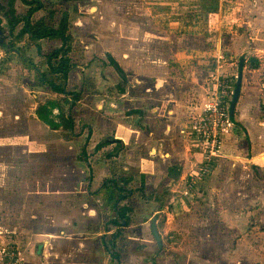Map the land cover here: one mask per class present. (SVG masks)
<instances>
[{
    "label": "rangeland",
    "instance_id": "1",
    "mask_svg": "<svg viewBox=\"0 0 264 264\" xmlns=\"http://www.w3.org/2000/svg\"><path fill=\"white\" fill-rule=\"evenodd\" d=\"M38 1L43 8L34 21L44 17L57 25L61 13L69 12L73 68L65 86L79 101L70 112L72 130L52 129L40 120V105L47 104L54 116L59 110L66 113L72 99L50 92L38 80L37 70L62 83L45 64L59 42L18 35L22 23L12 34L9 0H0V264L12 249L16 264H23L15 241L27 238L26 248L36 255L39 241L50 242L53 236L61 239L56 245L71 241L76 256L53 254L40 244V264H264V0ZM14 5L17 14L27 12L19 0ZM108 54L125 81L109 65ZM241 61L239 97L245 104L242 108L237 101L230 132L245 139L247 148L220 151L210 161L205 182L186 193L201 157L202 149L195 156L197 145L173 150L189 171L182 184L172 186L171 177L161 174L165 168L156 174L152 166L158 154L178 160L165 140L154 139L168 137L158 126L163 121L171 127L166 115L170 94L180 97V130L204 112L217 79L229 80L231 102ZM127 98L137 99L139 117ZM256 108L262 116L254 121L248 142L238 119ZM162 111L165 118L159 116ZM144 119L149 127L142 126ZM137 123L142 127L135 128ZM107 138L125 145L113 157L118 161L114 170L132 176L131 189L144 176L147 193L146 199L135 192L123 202L132 210L124 238L118 240L121 262L111 259L101 242L114 218L111 190L102 187L111 176L106 154L114 145L95 150ZM178 167L168 174L176 176ZM180 201H185L181 207ZM153 218L161 248L151 233ZM108 229L107 236L115 227Z\"/></svg>",
    "mask_w": 264,
    "mask_h": 264
},
{
    "label": "trees",
    "instance_id": "2",
    "mask_svg": "<svg viewBox=\"0 0 264 264\" xmlns=\"http://www.w3.org/2000/svg\"><path fill=\"white\" fill-rule=\"evenodd\" d=\"M24 5L28 6L27 12L25 14H17L15 11V0H9L8 12L10 13V20L8 22L10 31L14 32L19 23H22L21 28L18 31V35L28 34L29 38L40 40H57L59 44L45 56V64L48 68V71L54 75L59 76L62 83H56L54 79L48 78L42 71H38V80L39 82L48 86L50 92L58 95V96H66L71 94L72 99H69V111L63 113L61 110L59 114L52 115V111H48V105L42 104L37 109V116L45 122L50 128L55 129L57 126H63L65 129L72 130L74 127V121L70 116L71 109L76 105V102L79 101L78 95L75 93H70L66 91L65 83L68 80V76L70 71L73 68V63L70 58V54L72 52V43H73V35L69 32V12L64 11L61 13L60 19L57 25H49L44 17L39 20L34 21L32 19L33 15L43 8V4L38 0H20ZM66 2H72L76 0H64ZM54 15V13H51ZM109 58V65L114 68H118L121 72L122 80L125 81L126 76L124 71L119 67L117 61L111 56L107 55ZM243 64V61H241ZM257 67V65H254ZM118 90L123 93L124 88L119 87ZM260 108L264 110V101L260 103ZM231 121H233V116L231 117ZM113 144L114 147L111 151H108L106 156L110 161L112 170L111 176L104 179L102 182V187H106L111 190L110 195L108 197V201L110 203V209L114 213V218L112 221H109L107 224L106 233L102 237V245L104 250L107 252L109 257L113 260L121 262L120 252H122L123 247L120 245L118 240L123 239V229L126 225V221L129 218V213L132 208L128 204L124 203L128 197L133 195V193L137 192L139 196L143 198H147V193L145 191V180L144 176L141 177L139 186L136 189L128 188V184L132 181V176H128L126 174H122L120 170H118V161L114 160L113 157H118L121 150L124 149V143L120 139L117 138H107L99 141L95 150L99 151L100 149L106 147L107 145ZM85 150H83V153ZM85 154V153H84ZM80 160L85 159L83 156H79ZM116 170H114V166ZM176 167V166H174ZM174 167H170L168 169V173L171 174V170ZM111 168V167H110ZM179 173V171H178ZM177 173V174H178ZM113 225L115 227L114 232L108 234L109 225Z\"/></svg>",
    "mask_w": 264,
    "mask_h": 264
},
{
    "label": "crops",
    "instance_id": "3",
    "mask_svg": "<svg viewBox=\"0 0 264 264\" xmlns=\"http://www.w3.org/2000/svg\"><path fill=\"white\" fill-rule=\"evenodd\" d=\"M40 40H46V39H40ZM51 41H57V40H51ZM170 95H173L174 97L172 96V98H169L170 102H169V100L164 101L163 105L167 102L165 104V106H166L168 104V102H169L168 107H171L169 111L166 109V112H167L166 115H169L168 120H171V127L170 126H168V127L164 126L163 125V121H161L160 125L158 126V128H161L163 133H166L165 135H168V137L164 139V138H162L160 136H155L156 138L154 137V139H156L159 144H160L159 139L165 140L166 145L169 147L172 155L177 156L178 160L173 162V161L168 160V156L167 155L163 159V155L162 154H158L159 158H158V160H154V162L152 163V166L155 168L156 174L158 173V169L165 168V170L161 174H164V175L166 174L169 177H171V178H169V179H171L170 184L172 186H174V185H177V184H182L184 182V178H185L186 174L189 171H188V169H186V167L184 165L183 158L179 160V154H174L173 150H178V149L181 150L183 147H185L187 145L189 146L192 143H194L195 145H197L196 146L197 148L195 149V156H196V155H199L200 149H202V145L197 140H194L192 138V136L189 135L187 132H186V134L181 132L182 128L187 127L188 124L192 120L187 122V124L183 125L182 127H180L179 128L180 130H177V128L179 127V124H177V119H178V115L179 114H178V111H176V110L179 109L181 102H180V97H175V94H173V93L170 94ZM127 99L128 100H126V102L128 103V102L132 101V104H131L132 108H135L132 111L133 114H135L136 116L139 117L140 116L139 113L141 112L140 111L141 109H137V105H139V104H137L138 103L137 99H133V100H131L129 98H127ZM240 101H241V103H240ZM238 103H239V105H241V107L245 104L242 94L240 95V97L238 99ZM203 104H204V101L201 103V110L203 109V107H202ZM237 106H238V104H237ZM242 108H244V107H242ZM258 109L259 108H256V111H254V109H253L252 113H250V115H251L250 117H249V115L245 116L246 113H243V114L240 113V117L238 119V122L241 124V126L245 129V131L248 134V137H249V139H247L248 142H249V140H251L250 137H251V132L254 129V127L252 126V125H254V121L256 119H260V117L262 116V113H260V111L258 112ZM159 116L160 117L163 116V118H165V113L162 111V113H160ZM236 117H237V115L235 116V118ZM246 117H249V120H247ZM146 120L147 119H144V122L142 123V126L149 127V124L146 122ZM142 126H141V124L137 123L135 128L136 127H142ZM169 127L172 130H167ZM134 131H137V130L134 129ZM230 131H231V129L227 130L224 133V136H223V138L221 140V143H220V151L224 152V154H226V153H233L235 151H238L237 149H241L242 150L245 147L247 148V144L248 143L246 142V140L245 139H238L237 136H233L234 133H231ZM178 133H180L179 134V138H178ZM177 138H178V140H177ZM234 156H236V155H234ZM234 156H232V157H234ZM225 157L227 158V156H225ZM239 158H241V157H239ZM250 159H252V157H250ZM174 166H176V167L179 166L178 167L179 173L176 176H171V175L168 174V169L170 167H174ZM172 189H173V187H172ZM183 203H185V201H183V202L180 201L179 202L180 207L182 206ZM59 239H60L59 237L53 236V238H52V240L50 242H49V239H47V238L39 241L41 243H38V249H37L38 251H37L36 255L34 254L35 256L34 255H30V252L28 251V248H26L27 247L26 246L27 245V238H26L25 241L24 240H20V241H15L14 243L19 246L18 250L21 251L20 255H21L22 259L24 258L23 264H40L42 262V258L40 257V253H39L40 244L42 246L44 245L46 248L49 247L51 249L49 251H52L53 254L54 253H61V254H65V255H68V256H72V257L76 256V253H75V249L76 248L71 246V241L67 242L66 241L67 239L65 238L66 239L65 240L66 243L61 241V244L56 245V242H58Z\"/></svg>",
    "mask_w": 264,
    "mask_h": 264
},
{
    "label": "built area",
    "instance_id": "4",
    "mask_svg": "<svg viewBox=\"0 0 264 264\" xmlns=\"http://www.w3.org/2000/svg\"><path fill=\"white\" fill-rule=\"evenodd\" d=\"M216 82L218 83L208 96L204 112L181 131L185 134L187 132L202 145L201 157L197 163L199 165L187 179L186 193H190V189L205 182L206 174L212 168L210 161L220 156V143L224 133L234 128L228 111L230 103L227 101L231 97V91H229L231 85L226 78L221 81L217 79ZM183 193H185L184 189ZM17 258V252L13 249L9 250L6 253L4 264H16Z\"/></svg>",
    "mask_w": 264,
    "mask_h": 264
},
{
    "label": "water",
    "instance_id": "5",
    "mask_svg": "<svg viewBox=\"0 0 264 264\" xmlns=\"http://www.w3.org/2000/svg\"><path fill=\"white\" fill-rule=\"evenodd\" d=\"M242 64L239 65V74L237 76V80H236V83H235V87L233 89V94H232V99H231V102L229 104V115L230 117H232L234 115V108H235V105L239 99V94H240V91H241V86H242V73H241V69H242ZM116 71H118L120 73V70L118 68H115ZM151 233L154 237V239L156 240L157 242V245L159 248L162 247V240L159 236V233H158V230H157V225H156V218H153L152 219V222H151Z\"/></svg>",
    "mask_w": 264,
    "mask_h": 264
},
{
    "label": "flooded vegetation",
    "instance_id": "6",
    "mask_svg": "<svg viewBox=\"0 0 264 264\" xmlns=\"http://www.w3.org/2000/svg\"><path fill=\"white\" fill-rule=\"evenodd\" d=\"M118 72V71H117ZM119 73V72H118ZM121 75V72L119 73Z\"/></svg>",
    "mask_w": 264,
    "mask_h": 264
}]
</instances>
